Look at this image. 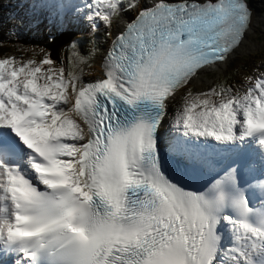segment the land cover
Returning <instances> with one entry per match:
<instances>
[{"label":"snow or ice","instance_id":"obj_1","mask_svg":"<svg viewBox=\"0 0 264 264\" xmlns=\"http://www.w3.org/2000/svg\"><path fill=\"white\" fill-rule=\"evenodd\" d=\"M251 2L34 0L93 31L135 15L93 81L0 58V264H264V72L191 87L242 43ZM225 154L252 180L216 171Z\"/></svg>","mask_w":264,"mask_h":264},{"label":"bare ground","instance_id":"obj_2","mask_svg":"<svg viewBox=\"0 0 264 264\" xmlns=\"http://www.w3.org/2000/svg\"><path fill=\"white\" fill-rule=\"evenodd\" d=\"M262 5H263V2H261V0H252L251 7L253 8V18H252L251 28L246 33L242 43L235 49V51L228 57V59L225 62L216 64L214 70L225 71L227 69L228 65L231 64V62L235 58V56L246 53V52L249 53L250 51L253 52V50L258 48L252 42V39L250 36H251V34H253L257 30L260 21L264 20L262 14L260 12ZM120 23H121V20L118 19L113 24V26H115V28H114L115 34H116V31H117ZM121 28H122V26L119 29H121ZM61 39H63V38H61ZM99 63H100V60L98 62V68L96 67V69H95L96 73L93 74L92 76H89V79H95L97 77H100L102 70L99 66ZM86 76L87 75L85 73V75H83L82 77H86ZM211 81H213V79L211 78V73L208 72V70L206 69L200 73L199 78L195 80V82L192 86L193 87L195 86L197 90H203V89L208 88L211 85Z\"/></svg>","mask_w":264,"mask_h":264},{"label":"rangeland","instance_id":"obj_3","mask_svg":"<svg viewBox=\"0 0 264 264\" xmlns=\"http://www.w3.org/2000/svg\"><path fill=\"white\" fill-rule=\"evenodd\" d=\"M8 11L7 7L4 6V8H1L0 9V21H2V24H5V22H8V23H11L10 22V15L6 12ZM261 14L264 15V4L262 5L261 7ZM116 22V21H115ZM7 28V26H2V28H0V39L3 40V41H7L8 39H6V33H5V29ZM6 35V36H5ZM251 39H252V42L256 45V47H258L257 49L253 50V52H249V53H243L241 55H250V54H254L256 52H258L262 47H263V44H264V20H261L260 23H259V26L257 28V30L251 34ZM67 39V36L66 38ZM64 40V39H63ZM257 40V41H256ZM103 41V40H102ZM257 42H260V46H259V43ZM82 45H85L84 42L81 41V46ZM77 46H80L79 44H76V47ZM72 49H74L72 47ZM77 57V62L78 60L80 59H83L84 62H86L88 60V56L86 55H79L78 53L75 55ZM240 56V55H239ZM71 57V56H70ZM98 59L95 57L93 59V62H92V65L90 66L91 69H94V67H97L98 68V64L97 66H95V62L97 61ZM99 62V61H98ZM72 66V65H70ZM96 69V68H95ZM225 70V69H224ZM218 73L219 71H223V70H216ZM224 72V71H223ZM85 75V73L83 74ZM83 75H80L81 77ZM213 79V78H212ZM212 82V81H211ZM211 86V85H210ZM192 87V86H191ZM194 89H196V87L194 86Z\"/></svg>","mask_w":264,"mask_h":264},{"label":"trees","instance_id":"obj_4","mask_svg":"<svg viewBox=\"0 0 264 264\" xmlns=\"http://www.w3.org/2000/svg\"><path fill=\"white\" fill-rule=\"evenodd\" d=\"M63 39H60L62 41ZM4 51L5 49H0ZM260 56L250 57L242 60L238 66L234 67L225 77L224 81H239L243 74H246L252 70V68L257 66Z\"/></svg>","mask_w":264,"mask_h":264}]
</instances>
